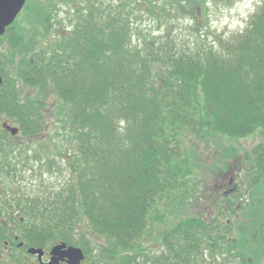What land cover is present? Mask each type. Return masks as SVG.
<instances>
[{"label":"trees","instance_id":"obj_1","mask_svg":"<svg viewBox=\"0 0 264 264\" xmlns=\"http://www.w3.org/2000/svg\"><path fill=\"white\" fill-rule=\"evenodd\" d=\"M61 1L70 27L56 30V40L49 36L63 21L50 0H28L26 24L0 36V116L21 124L14 136L0 124V215L8 217L0 238L80 246L82 264H211L204 247L214 259L235 252L237 264H252L241 252L245 233L228 239L232 220L223 225L214 209L209 220H179L164 232L161 251H150L141 238L150 221L190 201L196 140L264 132V3L242 32L225 38L199 25L207 0ZM146 16L159 33L143 26ZM183 18L195 23L198 36L189 47L175 44L168 31L162 35L161 25ZM203 31L216 42L204 43ZM51 94L60 101L59 139L44 135ZM57 156L69 162L68 178L26 189L28 170L42 177ZM252 161L246 176L259 188L264 155ZM221 165L229 164L212 168ZM223 200L236 211L233 200ZM12 224L21 230L14 233Z\"/></svg>","mask_w":264,"mask_h":264},{"label":"rangeland","instance_id":"obj_2","mask_svg":"<svg viewBox=\"0 0 264 264\" xmlns=\"http://www.w3.org/2000/svg\"><path fill=\"white\" fill-rule=\"evenodd\" d=\"M50 1L55 3L58 2L59 10L53 12L57 19L63 21L62 26L58 23L55 25L51 36H49L53 41L57 39L59 33L55 31L59 28L61 31L63 29L66 30L70 27V22L67 20L65 12L68 8L67 5L61 0ZM40 2L42 4H48V0H40ZM263 3L264 0H207V5H205V9L203 8L204 13L200 12L198 15L199 25L203 27V29L206 28V30L214 31L225 38L233 36L242 32L247 27L250 19ZM28 15L27 10L23 8L15 21L18 28L26 24L29 17ZM141 22H143L144 27L151 29L152 32L159 33L158 27H154L155 24L153 23L152 17L146 16ZM172 22H174V19L168 20L169 26H167L166 23L161 25V28H163L162 35L166 34L165 31H168L171 35L170 39L178 46L189 47L192 45L194 38L198 37L193 28V24L195 23L185 18L178 23ZM206 33L207 32L203 31L201 35V39H204L202 40L204 43L208 45L216 42L214 35H210L209 38H206ZM29 36L30 33H27V38ZM4 40L7 42L6 38ZM19 57L20 56L17 55L16 59H19ZM29 90H31L30 87H24V92ZM49 97L50 99L48 101H50L51 104H48L46 108L48 116L45 119L46 134L44 135L45 138L51 137L52 139H59L56 135L58 129L56 118L60 101L56 94H51ZM0 117V124L8 122L13 126H17L20 130V120L16 117L12 118L6 112ZM191 137H193V135H191ZM197 143L198 145L196 148H198L200 154L192 155L194 158L193 163L197 165L194 168L196 175L193 177L195 179L193 181H191L192 179L190 180V185H193L190 201H178L177 204H179V202L180 204L177 205L174 203L176 207L171 209L172 212L167 210V213L169 212L172 214L154 222L150 221L147 230L144 231V235L141 238L143 239V246L146 248L150 247V251H161L162 248H164V232L169 231L179 220L195 215L206 216L209 220L211 216L208 212L214 209L216 213L213 210L211 213L218 215V220L220 222L222 221L221 223H223V225L226 219L232 220L230 223H226L228 228L231 227L229 233H226L229 237L228 239L233 240L234 237H237V235H239L238 230H242L243 233H245L246 245L244 249L242 245L241 252L242 254L249 255L248 262L252 264H264V222H260L264 221V182L259 188H256L253 187V184L246 176L248 169L254 164L252 160L259 155H264V148L260 146L264 144V132L257 131L243 138H229L216 134L208 144L196 140V144ZM190 145H192V142H190ZM51 148L54 151L56 150L55 146ZM229 149L237 150V154L235 156L227 155ZM246 153L247 155L248 153L251 155L250 157H252V160L246 159L248 157ZM225 161L229 165H221V167L223 166V170L219 168L214 170L212 168ZM34 163L38 164L37 162ZM27 173L28 175L24 177L21 183L26 185V189H32V184H39L41 182L45 186L60 185L68 178L71 169L69 162L60 160L59 156H57L53 169L51 171H45L42 177L32 175L31 170H28ZM222 185L223 187H221ZM4 187L6 188V186ZM223 190H227V192L225 193ZM259 191L260 194L258 193ZM227 198L233 200L236 211H228L227 203L223 200ZM225 212H227V214H225ZM12 226L14 233L21 230L19 227H16L18 226L17 224H12ZM221 226L222 225H220V227ZM258 232H260V234H258ZM51 246H48L47 249H50ZM239 250L240 248L236 249V253ZM0 251L3 257L0 264H26L24 263L25 260H18V256L22 257L21 251L13 250V255L10 253L7 255L5 250H2L1 246ZM202 251L203 260L211 261V264H218L219 262H222V264H237L240 258L235 256L236 254L234 252L232 253L234 256L227 254L222 255L220 253L218 254L219 257L214 259V257L210 255L209 248L204 247ZM25 256L26 258L30 256L27 251ZM33 258L34 259L27 260V262H30V264H39L37 257Z\"/></svg>","mask_w":264,"mask_h":264},{"label":"water","instance_id":"obj_3","mask_svg":"<svg viewBox=\"0 0 264 264\" xmlns=\"http://www.w3.org/2000/svg\"><path fill=\"white\" fill-rule=\"evenodd\" d=\"M27 0H0V35H3L6 28L11 25L18 14L23 9ZM3 82L0 75V84ZM2 126L11 132L12 135H17L19 128L8 122H3ZM32 254H38V259L41 264H58L61 260H66L68 264H82L85 260L84 250L75 245H68L66 242L55 244L50 253L51 259L47 262L43 261L45 250L42 247L32 246L28 249Z\"/></svg>","mask_w":264,"mask_h":264},{"label":"flooded vegetation","instance_id":"obj_4","mask_svg":"<svg viewBox=\"0 0 264 264\" xmlns=\"http://www.w3.org/2000/svg\"><path fill=\"white\" fill-rule=\"evenodd\" d=\"M221 187H223V185ZM223 192L226 193L227 190H223ZM7 222H8V217H7L6 212L4 211L2 213V215H0V223H1V225H4L6 228ZM0 246L2 247V250H5V253H7V255H8V253L13 255L14 251H21L22 257L18 256V260L19 261L25 260L24 263H26V264H30V262H27V260H29V259L31 260V259H34L33 257H36V255H30L29 254L30 256L26 258L25 253H26V251L28 253L29 246H26L24 241H20L18 236H15L14 239H10V237H8V233H4V237L0 238ZM49 252H50V250L45 248V254L43 256L44 261L50 260L51 256H50ZM1 254L2 253L0 251V261L3 259ZM59 264H68V263L65 260H62V261H60Z\"/></svg>","mask_w":264,"mask_h":264}]
</instances>
